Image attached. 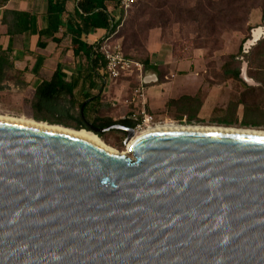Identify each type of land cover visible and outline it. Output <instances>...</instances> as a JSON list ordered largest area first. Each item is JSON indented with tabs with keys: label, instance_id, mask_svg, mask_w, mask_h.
Segmentation results:
<instances>
[{
	"label": "water",
	"instance_id": "water-1",
	"mask_svg": "<svg viewBox=\"0 0 264 264\" xmlns=\"http://www.w3.org/2000/svg\"><path fill=\"white\" fill-rule=\"evenodd\" d=\"M129 154L0 121V264H264V134L160 130Z\"/></svg>",
	"mask_w": 264,
	"mask_h": 264
},
{
	"label": "rangeland",
	"instance_id": "rangeland-1",
	"mask_svg": "<svg viewBox=\"0 0 264 264\" xmlns=\"http://www.w3.org/2000/svg\"><path fill=\"white\" fill-rule=\"evenodd\" d=\"M180 2L165 5L164 0H137L127 14L122 15L119 26L108 41L109 45L121 43L124 54L140 62L148 58L147 42L154 34L162 45L161 57L170 55L174 60L197 59L203 62L202 71L206 72L203 84L195 95L196 100L186 110L180 111L175 106L153 109L146 102V112L151 116L153 125L168 122L178 125L264 129V82L261 81L264 80L262 76L264 72L257 68L261 65L255 59L257 43L244 48L245 43L252 39L253 30L264 27V11L260 8L251 10L250 14L244 17L238 31L226 28L218 48L213 49L211 44L202 42V26L192 21L193 16L185 12L178 13L179 9H194L196 0ZM128 31L138 34V44L135 46H132L131 32ZM219 31L221 28H217V32ZM125 36H128L127 41L124 39ZM263 38L264 35L258 40ZM240 47L243 56L239 54ZM60 49V47L56 48L54 58H57ZM34 55L36 52L24 50L21 58L27 60L25 68L23 70L13 68L6 72L5 88L0 90V116L24 117L53 124L54 117L45 112L39 113L33 108L32 94L39 80L40 67L34 70L36 73L28 82L25 81L24 74L31 71L36 61ZM231 55L237 56L236 61L231 62V68L239 67L240 74L244 70L245 76L251 80V83H247L242 77L237 81L223 75L222 65ZM256 77L260 78L259 81L255 79ZM121 84L124 85L123 90L116 91ZM138 89L139 81L136 73L112 80L109 92L105 94L101 92V102L90 111L91 116L118 121L128 119L132 114H138L139 106L131 102ZM79 112L81 113V110L75 106L73 113ZM60 123L57 125L80 129L66 119ZM99 139L118 153L127 152L123 143L125 134L120 131L104 132ZM126 155L130 156L128 152Z\"/></svg>",
	"mask_w": 264,
	"mask_h": 264
},
{
	"label": "trees",
	"instance_id": "trees-1",
	"mask_svg": "<svg viewBox=\"0 0 264 264\" xmlns=\"http://www.w3.org/2000/svg\"><path fill=\"white\" fill-rule=\"evenodd\" d=\"M176 1L179 3L183 0H164L165 5H170ZM105 3L106 0H76L75 12L79 20L78 24L69 25L66 32L62 33L59 37H56V33L63 26L61 15L64 12V1L47 0L46 13L48 24L43 29L37 28V19L33 15L24 12H5L1 23L7 27L8 45L5 49L0 46V90L5 88L6 72L13 69L11 62L13 52L12 38L15 34L23 35L24 39H28L31 35H37L35 47L40 49H45L47 45L46 41L51 40L57 47L61 48L58 53L59 58H64L70 52L73 59L82 60L86 63L84 67H79V70L82 72H91L104 68L105 62L98 50L99 43L103 39L93 44H88L85 40L84 32L90 31L92 28L106 29L110 33L115 32L123 15V11L119 6L120 0H115L114 7L118 9L119 19L114 23H112L113 20L109 16ZM255 8H260L261 11H264V0H196L194 9H179L178 13L185 12L187 15H192V21L202 26V42L211 44L213 49H217L226 28L233 31L240 30L244 17L249 15L251 10ZM8 14L12 16L11 21L7 20ZM217 28H221V31L217 32ZM130 35L132 46H135L138 44V34L132 31ZM128 36H125V41H127ZM63 41H65L66 45L61 46L60 44ZM255 49V59L261 63L257 68L259 71L264 72V38L257 42ZM239 54L241 56L244 55L241 47ZM129 58L133 59L132 57ZM236 58L237 56L234 55L228 56V61L222 65V71L226 78L239 81V67L231 68L230 65L231 62L236 61ZM140 62L143 63L144 70L150 68L147 64V58ZM90 74H84L81 81L71 78L69 82H66L64 75L58 67L50 81L43 82L35 88L32 97L33 108L39 113L45 112L54 117L55 121L50 125L61 124L62 120L74 117L81 123L77 128L89 130L81 117V113H73L74 107L77 106L80 110L82 108V115L85 121L96 128L104 129L115 124L134 128L135 122L129 119L113 121L111 118L91 116L90 111L100 104V95L79 94L85 88L82 80L87 79ZM255 79L259 81L260 78L256 77ZM261 81L262 83L264 82L263 79ZM94 87L95 85H88L90 89ZM195 100L196 97H186L184 104H188L184 105L185 109L183 107V110L190 107ZM96 135L101 137L103 133H97Z\"/></svg>",
	"mask_w": 264,
	"mask_h": 264
},
{
	"label": "crops",
	"instance_id": "crops-1",
	"mask_svg": "<svg viewBox=\"0 0 264 264\" xmlns=\"http://www.w3.org/2000/svg\"><path fill=\"white\" fill-rule=\"evenodd\" d=\"M55 1H64V12L61 15L63 26L56 33V37H59L62 33L66 32L69 25H76L79 20L75 12L76 0ZM105 4L109 16L113 20L112 23L116 22L119 19V15L118 9L114 7L115 0H106ZM46 11L47 0H0V46L5 49L8 45L7 27L1 23L5 12H24L33 15L37 19V28L43 29L48 24ZM7 17L8 21L12 20L10 14ZM112 34L109 30L94 28L84 32L85 40L88 44L98 42L104 39L105 36L110 38ZM36 37L37 35H31L28 39H24L23 35L15 34L12 38L13 52L11 56L13 68L23 70L27 60L26 58L23 60L21 54L24 53V50L36 52V55H34L36 61L32 65L31 71L28 74H24V77L26 76L25 81L28 82L36 73L34 70L40 67V72L38 73L39 80L34 87V91L39 84L50 81L56 69L59 67L66 82H69L71 78L81 81L84 74L91 73L87 79L82 80L85 88L79 94L89 93L91 95H100L101 92L102 94L109 92L112 80L107 78L104 68H99L91 72H82L79 70V67L85 66L86 63L84 61L73 59L70 52L64 58H59V55H57V58H54V51L57 45L51 40H47L45 49L37 48L35 47ZM60 45H66L65 41ZM161 46L159 40L152 34L147 42V64L150 68L144 70V73L155 75L156 80H152V82L144 86L143 98L145 103L147 102L153 109L175 106L181 111L185 105L184 99L186 97L194 98L203 84V78L206 73L202 71L203 62L197 59L174 60L170 55L161 57ZM89 84L95 85V87L90 89L88 88ZM123 88L124 85L121 84L117 87L116 91H121ZM100 102L101 99H99Z\"/></svg>",
	"mask_w": 264,
	"mask_h": 264
},
{
	"label": "built area",
	"instance_id": "built-area-1",
	"mask_svg": "<svg viewBox=\"0 0 264 264\" xmlns=\"http://www.w3.org/2000/svg\"><path fill=\"white\" fill-rule=\"evenodd\" d=\"M136 1L137 0H120L119 6L122 9L123 14H127L133 3ZM108 41L109 38H104L98 46V50L105 62V74L107 78L116 80L121 77L131 76L132 74L136 73L139 81V89L131 98V102L136 106H139V112L138 114H132L128 117V119L135 122V126L133 128L134 130L143 129L148 124H153L151 116L146 112V103L143 98V89L146 84H149L152 82V80H156V77L151 73L145 74L144 67L141 62L127 57L122 50L121 43L109 45ZM149 79L150 81L148 82L147 80Z\"/></svg>",
	"mask_w": 264,
	"mask_h": 264
},
{
	"label": "bare ground",
	"instance_id": "bare-ground-1",
	"mask_svg": "<svg viewBox=\"0 0 264 264\" xmlns=\"http://www.w3.org/2000/svg\"><path fill=\"white\" fill-rule=\"evenodd\" d=\"M264 35V27H258L253 30L252 32V39L248 40L247 43L245 44V48H249L255 41H258V39L261 38V36ZM0 121H5V122H10V123H16V124H21V125H26V126H32V127H37L45 130H50V131H56L60 133H64L76 138H80L86 141H89L99 147H102L114 154H126L127 152L129 153V147L131 143L137 139L138 137L160 131V130H184V129H199V130H224V131H242V132H250V133H257V134H264V129H256V128H235V127H230V126H217V125H211V126H202V125H178V124H172L168 122H163V123H157V124H148L146 127L140 130H134L132 139L127 142L126 144V150L127 152L124 153H118L108 146H106L98 136L95 135V133L91 131H86L85 129H72V128H67L63 127L60 125H50L46 122L42 121H35L29 118H24V117H7V116H0Z\"/></svg>",
	"mask_w": 264,
	"mask_h": 264
},
{
	"label": "flooded vegetation",
	"instance_id": "flooded-vegetation-1",
	"mask_svg": "<svg viewBox=\"0 0 264 264\" xmlns=\"http://www.w3.org/2000/svg\"><path fill=\"white\" fill-rule=\"evenodd\" d=\"M68 121L74 123V124L77 125L78 127H79L80 124H81V123L79 122V120L75 119L74 117H73V118L70 117V118L68 119Z\"/></svg>",
	"mask_w": 264,
	"mask_h": 264
}]
</instances>
